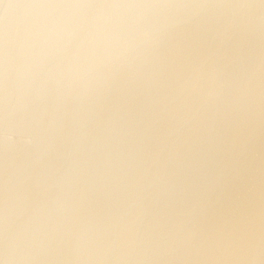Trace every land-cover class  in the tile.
<instances>
[{
  "label": "bare ground",
  "instance_id": "bare-ground-1",
  "mask_svg": "<svg viewBox=\"0 0 264 264\" xmlns=\"http://www.w3.org/2000/svg\"><path fill=\"white\" fill-rule=\"evenodd\" d=\"M0 264H264V0H0Z\"/></svg>",
  "mask_w": 264,
  "mask_h": 264
}]
</instances>
